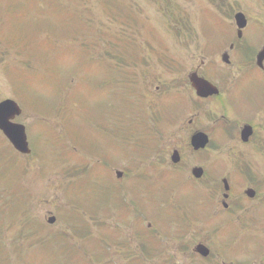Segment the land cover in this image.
<instances>
[{"label":"rangeland","instance_id":"374dc122","mask_svg":"<svg viewBox=\"0 0 264 264\" xmlns=\"http://www.w3.org/2000/svg\"><path fill=\"white\" fill-rule=\"evenodd\" d=\"M115 3L127 4L129 17ZM233 11L249 19L243 31L246 38L240 43L246 40L258 51L264 45V0H0V100L16 98L15 85L23 91L20 98L25 107L40 111L37 125L28 127L34 114L27 109L21 118L28 127L32 151L28 157L14 153L0 133V208L10 209L9 214L14 209L13 215L21 218L27 214L42 229L38 233L29 226V232H37L29 236L19 227L25 234L19 252L5 257L0 247V264H154L144 255L161 252L155 244L149 245V236L142 235L143 229L154 232L156 228L163 248L157 263L199 264L185 253L191 252L196 238L206 243L210 235L204 221L188 218L205 217L206 211L198 206L194 185L175 190L178 174L192 182L191 154L185 150L179 168L168 165L172 147L181 149L189 137L186 119L191 114L186 112L172 125L166 119L170 115L173 120L187 107L182 99L190 90L184 80L200 58H214L205 51L209 44L232 40ZM22 43L31 53L25 52L30 69L22 65L23 55L17 51L23 49ZM105 63L114 67L117 92L114 82L107 83L106 73L112 71ZM15 64L18 68L9 67ZM24 71H36V76ZM69 84L77 85L68 89ZM65 97L70 103L66 99L67 108L60 103ZM78 108L81 120L75 115ZM154 140L158 147L150 154L143 145ZM160 150L167 151V163L156 172L148 164L137 168L131 160L146 154L149 162L156 163ZM116 170H122L121 178H116ZM143 170L146 173L135 178ZM164 170L177 175L162 174ZM147 188L150 193L144 198ZM160 191L170 199L180 192L194 206L180 211L159 200ZM25 203L27 209H22ZM110 209L117 210L111 219ZM50 213L57 220L48 226ZM1 214L0 222H6L9 215ZM133 216L138 217V225L128 223ZM15 224L12 228L21 225ZM10 225L0 226L6 227L1 237L13 247L15 230ZM128 226L133 230L127 231ZM57 236L61 238L56 240ZM230 237L225 233L228 244ZM140 239L146 243L144 248Z\"/></svg>","mask_w":264,"mask_h":264},{"label":"flooded vegetation","instance_id":"af4514ba","mask_svg":"<svg viewBox=\"0 0 264 264\" xmlns=\"http://www.w3.org/2000/svg\"><path fill=\"white\" fill-rule=\"evenodd\" d=\"M263 47L244 62L242 44L231 42L194 65L216 91L202 98L191 87V136L203 131L208 140L191 149L190 174L200 170L190 183L206 210L207 256L223 264L236 263L222 254L238 264H264V52L257 64Z\"/></svg>","mask_w":264,"mask_h":264},{"label":"water","instance_id":"95a60500","mask_svg":"<svg viewBox=\"0 0 264 264\" xmlns=\"http://www.w3.org/2000/svg\"><path fill=\"white\" fill-rule=\"evenodd\" d=\"M241 17L237 15V18ZM239 19V18H238ZM241 26V23H238ZM19 113V109L12 100H4L0 103V130L8 138L13 147L19 152H28L26 136L24 128L11 122L15 114Z\"/></svg>","mask_w":264,"mask_h":264}]
</instances>
